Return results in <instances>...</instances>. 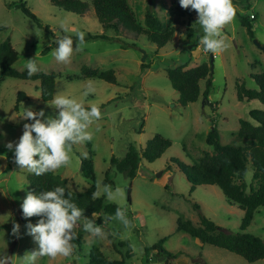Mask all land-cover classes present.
Here are the masks:
<instances>
[{
    "label": "rangeland",
    "instance_id": "rangeland-1",
    "mask_svg": "<svg viewBox=\"0 0 264 264\" xmlns=\"http://www.w3.org/2000/svg\"><path fill=\"white\" fill-rule=\"evenodd\" d=\"M21 1L37 16L39 24L16 8ZM128 1L144 26L149 0ZM235 1L236 16L223 29L227 46L220 52L208 53L198 47L199 38L187 37L188 26L197 31L198 37L203 35L201 26L196 23L197 13L177 25L171 41L159 48L145 36L126 30L117 34L105 29L91 3L84 15H76L53 6L50 0H0V26L3 27L0 42L10 40L20 53L14 68L27 71L26 61L34 59L38 72L60 75L55 95L63 93L82 102L86 109L94 104L101 111V118L87 129L93 133V139L73 145L70 163L55 174L66 179L72 191L84 192L93 182L84 176L82 163L91 159L96 187L100 185L99 197L122 207L130 222L125 227L120 221L110 219L100 226L103 235L94 236L83 230V221H80L75 230L83 234L84 243L75 255L55 259L39 257L36 264H89L93 247L99 248L110 260L124 257L125 264H264V260L249 263L227 250L203 245L177 230L180 219L199 226L202 214L228 232H242L243 212L237 205L227 201L216 186L192 188L187 174L206 154H214V149L206 142L213 124L218 128L222 144H230L237 138L240 121L249 120L253 110L263 108L259 101H239L236 85L245 81L249 88L257 89L251 76L264 73V51L255 43L264 46V0ZM176 2L152 0L153 10L164 25ZM251 15L256 16L251 21L253 38L240 20V16L250 18ZM78 32H84V38L89 34H105L109 40H85L80 51H74L67 63L54 59V49L44 54L54 37L64 33L77 38ZM202 63L213 67V90L208 100L205 99L202 81L198 102L183 107L166 70L178 66L193 68ZM84 66L100 71L114 70L118 83L80 78ZM90 87L94 91L85 97L83 93ZM20 93L23 96L19 98ZM24 107L35 111L43 109L46 116H54L58 111L51 102L42 101L38 82L12 78L0 82V156H3L0 159V253L10 257L11 264H19L25 252L38 247L33 238L25 234L24 226L28 221L22 218L20 208L26 193L31 192L28 176L32 173L20 170L13 162L12 152L5 147L9 141H18L23 125L30 123L22 119ZM157 134L170 139L172 146L153 163L142 160L134 180L111 167L113 156L124 158L130 145L143 152L147 142ZM107 172L112 181L107 185L114 192L111 200L103 193ZM251 179L250 169L247 182ZM116 189L120 191L117 193ZM195 204L199 205V211L194 208ZM38 219L29 218L33 224ZM93 220L98 226L96 218ZM14 223L20 225L19 239L12 235ZM243 232L264 240V207L255 213L252 224ZM110 235L114 241L126 242L128 246L117 251ZM162 240H165V250L178 255L175 260L168 261V257L157 250L147 251Z\"/></svg>",
    "mask_w": 264,
    "mask_h": 264
},
{
    "label": "trees",
    "instance_id": "trees-1",
    "mask_svg": "<svg viewBox=\"0 0 264 264\" xmlns=\"http://www.w3.org/2000/svg\"><path fill=\"white\" fill-rule=\"evenodd\" d=\"M50 2L53 6L76 15H84L91 3L99 22L105 29H111L117 34H120L122 30H126L136 35L145 36L159 48L164 47L171 41L177 25L183 24L186 18L192 19L196 14L194 10L181 8L177 0L170 11L167 24L164 25L155 10H153L152 0H149L143 26L137 20L128 0H50ZM233 4H236L235 0H233ZM15 6L24 15L35 20L38 24L40 23L37 16L32 13L25 2L21 1ZM255 19L240 16L241 24L247 29V33L251 38L254 37L251 21ZM2 30L3 27L0 26V32ZM46 30L49 31L50 29L46 27ZM197 34L193 27L188 26V39L196 38L199 40L201 35L198 37ZM64 36L68 35L62 33L61 37H54L51 47L47 48L44 54L55 49L57 47L56 41ZM71 38L75 49L77 38ZM84 39L109 40L105 34L96 36L89 34ZM19 58L20 53L14 48L10 40L0 42V82L7 78L38 82L42 101L51 102L55 96L56 81L60 75L55 72H37L29 77L27 71L20 72L14 68ZM143 66L146 68L145 65ZM166 71L172 88L179 94L178 102L181 106L186 107L189 104L198 102L202 94L200 85L202 81L205 83L203 97L208 100L213 90V77L209 63H202L193 68H187L186 66L168 67ZM80 78H97L113 85L118 83L114 70L100 71L85 66L81 68ZM251 78L255 80L257 89L249 88L245 81L239 82L236 85L238 100L259 101L263 108L253 110L250 113L249 120L240 121L237 138L230 144H222L218 128L213 124L212 129L207 134L206 142L214 149V154H206L201 162L190 167L187 173L192 188L203 185L216 186L227 201L237 205L243 212L240 226L242 232H228L202 214L199 215V226H196L190 220L180 219L178 220L177 230L196 238L203 245L208 244L227 250L249 263H254L264 260V240L243 231L250 227L255 213L264 207V73L252 75ZM22 96L23 93H20L19 98ZM212 121L215 122V120ZM243 143L246 145H243ZM171 146L172 141L170 139L157 134L147 142L143 152H140L135 145H130L124 158L118 159L113 156L111 167L120 173H125L129 179L134 180L142 160L153 163L160 159ZM250 169L252 179L248 183L247 175ZM82 172L86 178L93 182L90 188L84 192L72 191L67 180L60 178L55 172L41 176L30 174L28 182L33 194L52 190L56 186L65 187L66 195L68 191L72 192L73 201L79 208L83 209L82 221L86 222L96 218V225L102 226L110 220L108 217H115L117 208L121 210L123 208L115 203L106 202L105 197L93 198L92 194L97 191V187L91 159L82 163ZM109 178L110 175L107 172L105 185L112 182ZM130 193L131 186L128 189L129 202L131 201ZM194 208L197 211L200 210L197 204L194 205ZM74 231H76L77 236L72 241L75 246L72 255H75L84 243L83 234L75 229ZM109 237L117 251L128 246L126 242H116L111 235ZM164 243L165 240H162L148 248L147 251L157 250L166 255L168 261L175 260L178 255L165 250ZM130 253H128L129 255L126 254V258H129ZM89 264H125V258L110 260L99 248L93 247L89 253Z\"/></svg>",
    "mask_w": 264,
    "mask_h": 264
},
{
    "label": "clouds",
    "instance_id": "clouds-1",
    "mask_svg": "<svg viewBox=\"0 0 264 264\" xmlns=\"http://www.w3.org/2000/svg\"><path fill=\"white\" fill-rule=\"evenodd\" d=\"M181 8L194 10L203 35L200 37L198 47L204 52L217 53L227 45L223 29L233 22L236 16V7L233 0H178ZM84 32L77 33V47L73 48V40L64 36L56 41L57 47L52 55L57 62L67 63L75 51H80V45L85 43ZM27 75L31 77L39 71L34 59L26 61ZM94 89L91 87L84 91L87 97ZM51 105L58 110L56 114L45 115V111L33 110L24 107L22 119L30 121L23 125L22 135L18 141H9L5 145L12 152L13 162L20 170H26L36 176L55 172L67 166L71 161L73 145L83 144L93 139L89 129L94 121L101 118L100 109L94 104L85 108L82 102H77L63 93H57ZM86 157V153L83 154ZM3 159V156H0ZM93 192V198L101 195L100 185ZM117 193L119 189L115 190ZM103 193L107 199L114 197L111 186L104 185ZM22 218L25 224V234L31 236L38 245L37 249L25 252L19 259V264H36L39 257L55 259L58 256L70 257L73 253L77 233L74 229L83 219V209L79 208L72 199V192L66 188L56 186L52 190L42 191L39 194L27 192L20 204ZM38 217L33 224L29 218ZM120 221L125 227L129 225L125 211L117 208L115 217H108ZM83 230L94 236H102V227L95 226L92 220L83 222ZM12 235L21 238L20 225L13 224ZM0 264H11V258L0 253Z\"/></svg>",
    "mask_w": 264,
    "mask_h": 264
},
{
    "label": "water",
    "instance_id": "water-1",
    "mask_svg": "<svg viewBox=\"0 0 264 264\" xmlns=\"http://www.w3.org/2000/svg\"><path fill=\"white\" fill-rule=\"evenodd\" d=\"M255 43H256V45H257V47L259 48V49H261L262 51H264V46H262L260 43H258L257 41H255ZM212 59H213V57H212ZM213 62V61H212ZM213 70V67L211 68V71ZM159 260H161V259H159Z\"/></svg>",
    "mask_w": 264,
    "mask_h": 264
},
{
    "label": "built area",
    "instance_id": "built-area-1",
    "mask_svg": "<svg viewBox=\"0 0 264 264\" xmlns=\"http://www.w3.org/2000/svg\"><path fill=\"white\" fill-rule=\"evenodd\" d=\"M251 18L254 19V18H256V16L255 15H251Z\"/></svg>",
    "mask_w": 264,
    "mask_h": 264
}]
</instances>
